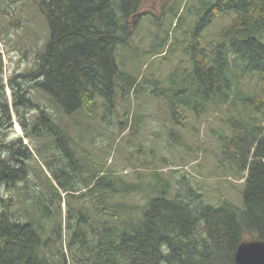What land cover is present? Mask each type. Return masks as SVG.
I'll return each instance as SVG.
<instances>
[{
	"label": "trees",
	"instance_id": "obj_1",
	"mask_svg": "<svg viewBox=\"0 0 264 264\" xmlns=\"http://www.w3.org/2000/svg\"><path fill=\"white\" fill-rule=\"evenodd\" d=\"M35 1L50 38L35 67L15 77L30 79L51 107L11 85L16 108L37 109L29 123L18 114L36 145L0 136V264H235L242 240L264 239V0H196L182 45L188 67L170 71L166 86L145 78L147 92L165 103L176 144V126L188 118L230 112L228 132L217 136L219 166L243 178L240 204L211 203L183 174L172 182L158 168L150 180H129L89 150L77 152L98 105L112 112L118 97L142 89L119 70L116 49L144 14L143 0ZM252 75L245 91L243 78ZM141 194L144 201L132 200Z\"/></svg>",
	"mask_w": 264,
	"mask_h": 264
},
{
	"label": "rangeland",
	"instance_id": "obj_2",
	"mask_svg": "<svg viewBox=\"0 0 264 264\" xmlns=\"http://www.w3.org/2000/svg\"><path fill=\"white\" fill-rule=\"evenodd\" d=\"M195 5L196 0H143L140 11L144 14L127 42L116 49L119 70L136 78L142 89L128 99L118 97L112 112L98 105L97 116L89 118L93 127L87 129L84 138L78 139L81 144H77L76 149L81 154L89 150L97 161L104 162L126 179L150 180L148 173L159 168L172 182L173 176L183 174L193 186H200L211 203L217 204L225 197L240 204L243 178L219 166L217 136L221 134L220 129L228 132L225 118L230 112L214 110L197 120L188 118L186 125L176 126L182 136L181 144H176L168 135L174 126L164 101L146 90L149 75L154 74L162 81V86H166L168 74L175 67H188L190 53L182 50V45ZM231 16L214 20L210 29L227 24ZM49 38L46 16L35 0H0V97L3 92V101L9 108V117L0 110V136L5 140L22 136L30 148L36 143L24 136L18 114L22 121L29 123L37 109L16 108L11 85L21 91L28 90L25 97L38 101L42 107H51L43 92L28 87L32 83L30 79L15 77L35 67V54L45 50ZM243 79L245 91L251 92L255 77ZM134 115L139 123L132 132ZM145 199L141 194L132 200Z\"/></svg>",
	"mask_w": 264,
	"mask_h": 264
},
{
	"label": "water",
	"instance_id": "obj_3",
	"mask_svg": "<svg viewBox=\"0 0 264 264\" xmlns=\"http://www.w3.org/2000/svg\"><path fill=\"white\" fill-rule=\"evenodd\" d=\"M235 264H264V239L258 237L246 238L236 247Z\"/></svg>",
	"mask_w": 264,
	"mask_h": 264
}]
</instances>
